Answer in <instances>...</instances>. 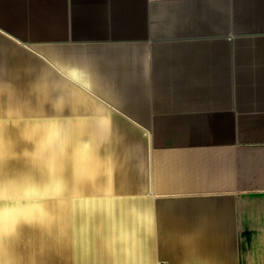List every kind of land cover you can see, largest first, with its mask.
I'll return each mask as SVG.
<instances>
[{
    "label": "crops",
    "instance_id": "1",
    "mask_svg": "<svg viewBox=\"0 0 264 264\" xmlns=\"http://www.w3.org/2000/svg\"><path fill=\"white\" fill-rule=\"evenodd\" d=\"M116 9L0 0V264H264V132L195 94L127 97L161 52Z\"/></svg>",
    "mask_w": 264,
    "mask_h": 264
},
{
    "label": "rangeland",
    "instance_id": "2",
    "mask_svg": "<svg viewBox=\"0 0 264 264\" xmlns=\"http://www.w3.org/2000/svg\"><path fill=\"white\" fill-rule=\"evenodd\" d=\"M174 1L180 3L172 6ZM114 2V16L126 21L114 34L133 38L148 33L150 38L138 48L161 52L152 57V65L144 67L147 81L134 83L125 91L127 97L195 94L199 104L233 107L245 117L248 126L260 131L259 135L264 132V0ZM231 2L234 9L230 12ZM181 35L203 37L189 41L169 39ZM133 59L131 56L130 74L140 73ZM84 93L91 99L98 97L92 92ZM127 114L139 119L138 123L148 122L140 120V110Z\"/></svg>",
    "mask_w": 264,
    "mask_h": 264
},
{
    "label": "water",
    "instance_id": "3",
    "mask_svg": "<svg viewBox=\"0 0 264 264\" xmlns=\"http://www.w3.org/2000/svg\"><path fill=\"white\" fill-rule=\"evenodd\" d=\"M176 1H174V2H172L171 4H172V6H174V4H178V3H180V1L179 2H176ZM233 9H234V7H233V2H231V5H230V12L231 11H233ZM233 16H232V14L230 15V18H231V20H233V18H232ZM234 25V22L233 21H231V29H232V26ZM232 32V31H231ZM230 35V34H229ZM228 35V36H229ZM199 37H203V36H195V35H181V36H175V37H171V38H169L170 40H184V41H189V40H191V39H194V38H199ZM218 37H223V35H218ZM232 49H233V47H232Z\"/></svg>",
    "mask_w": 264,
    "mask_h": 264
}]
</instances>
